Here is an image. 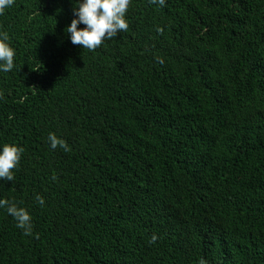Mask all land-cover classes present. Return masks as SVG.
Segmentation results:
<instances>
[{
	"label": "trees",
	"instance_id": "trees-1",
	"mask_svg": "<svg viewBox=\"0 0 264 264\" xmlns=\"http://www.w3.org/2000/svg\"><path fill=\"white\" fill-rule=\"evenodd\" d=\"M77 2L0 14V151L23 148L0 199L33 232L0 208V264H264V0H131L95 51Z\"/></svg>",
	"mask_w": 264,
	"mask_h": 264
},
{
	"label": "clouds",
	"instance_id": "clouds-1",
	"mask_svg": "<svg viewBox=\"0 0 264 264\" xmlns=\"http://www.w3.org/2000/svg\"><path fill=\"white\" fill-rule=\"evenodd\" d=\"M151 3H159L163 6L165 0H150ZM14 0H0V14L6 8L13 5ZM78 8H74L76 18L65 29L71 34V42L74 45L82 46L83 49L95 51L106 39H112L118 32L127 31L129 28L126 13L131 0H83ZM86 25L78 28V24ZM163 32L162 28L157 29ZM9 36L7 32L0 33V71L9 72L14 68L15 50L7 43ZM163 62L162 60L160 61ZM3 94L0 93V96ZM53 149L59 146L64 151H70L67 142L58 138L54 133L48 137ZM23 148L15 144L5 143L0 151V179L14 180L13 170L19 165ZM37 202L42 206L44 199L37 195ZM0 208H5L17 222V227L23 230L24 235H32V218L29 212L23 207H17L7 199H0ZM38 237V234L36 236ZM158 239L156 234L152 235L149 243H155ZM198 264H207L204 258H200Z\"/></svg>",
	"mask_w": 264,
	"mask_h": 264
}]
</instances>
